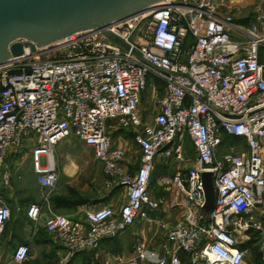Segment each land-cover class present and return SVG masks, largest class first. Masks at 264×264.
Wrapping results in <instances>:
<instances>
[{
    "label": "built area",
    "instance_id": "built-area-1",
    "mask_svg": "<svg viewBox=\"0 0 264 264\" xmlns=\"http://www.w3.org/2000/svg\"><path fill=\"white\" fill-rule=\"evenodd\" d=\"M106 30L126 47L89 30L34 53L24 48L0 65V175L7 153L28 147L38 183L54 188V150L73 136L102 164L108 184L126 189L127 202L118 214L102 207L86 211L83 220L48 217L46 231L66 250L59 263L66 264L159 208L162 202L150 197L156 161L173 157L184 163L188 138L195 159L160 184L175 190L172 206L181 211L173 223L156 222L168 248L160 254L138 244L121 264H183L180 253L186 264H247L241 247L260 229L264 215V11L243 26L220 11L219 0H166ZM156 85L163 94L146 124L140 104L147 88L155 91ZM117 127L133 130L141 152L133 176L120 166L126 150L113 147L108 135ZM206 172L213 174L216 194L209 215L203 212ZM10 180L11 174L3 173L4 187ZM40 214L38 204L26 210L32 222ZM10 217L0 197V237ZM29 254L20 245L13 259L21 264Z\"/></svg>",
    "mask_w": 264,
    "mask_h": 264
},
{
    "label": "crops",
    "instance_id": "crops-1",
    "mask_svg": "<svg viewBox=\"0 0 264 264\" xmlns=\"http://www.w3.org/2000/svg\"><path fill=\"white\" fill-rule=\"evenodd\" d=\"M253 19L254 16L252 17V20ZM156 87H159V85H156ZM111 124H114V122L109 121L108 125ZM117 130H118L117 128L109 130L108 135L112 140L113 147L122 148L126 150L125 159L121 162L120 166L122 167L124 173L133 176L135 175L136 171L140 166L141 152L138 146L133 141V132H132V137L129 136L127 137L123 133H117ZM62 142H60L56 146L58 150L57 159L59 161L63 158L64 159L68 158L74 160L75 165L76 164L89 165L88 160L83 155L67 154V156L62 157L59 149L62 146ZM237 143L241 145L239 151L241 153H245L246 148L243 142L238 140ZM187 144L192 146L190 140L188 138H185L183 144L185 159L188 157L185 151ZM88 150L90 151V153L89 151H86V153H88V159L94 161L95 159L93 157L92 151L90 149ZM193 152L195 159L194 148H193ZM11 154L12 152L10 151L7 153V155H11ZM131 154L136 155V157L138 156L139 165L135 166L131 163L132 161V156H130ZM160 159L166 160V158L159 157L156 161V164ZM190 165L191 163L187 166L185 165V167L182 165L183 167L180 168L186 169ZM10 174L12 176L11 172ZM84 174H78L76 170L71 172V174L67 173L68 177L73 181L74 184L78 183V181H82L84 179L83 178ZM103 179H104L103 183L105 186L103 192L98 191L95 194L91 192L93 194L88 195L87 196L88 200L81 204L80 203L73 204L72 202L66 204L64 201H62L67 197L65 192L55 189V186L54 188L42 187L37 181V176H35L36 183L39 185V187H41L42 195L41 196L39 195L37 199L29 203L23 214L13 219L11 214V217L6 225V228L2 236L0 237V264H18L14 261L13 255L15 250L20 245L27 246L30 252L27 260L21 264H59L65 258L67 253L66 250L60 245V243L46 231L45 223L50 215L64 214L73 219L83 220L84 215L88 210L99 209L102 207H110L114 211V213L118 214L121 208L126 204L127 202L126 189L119 184L109 185L104 175V172H103ZM11 182L12 180H10V186L5 188H7V191L8 193H10L9 195L11 197H14V195L16 197L20 193H22V190H20V187L17 185L14 191ZM0 197L4 203H7L9 205L12 212V206L14 203L12 198L6 199L4 196L1 195ZM173 200L174 199L170 200L169 202L166 201L165 203L162 202L156 211L147 212V215L145 217L138 218L135 225L125 232L130 234L128 236V241H130L132 244L131 247L132 250H134V247L136 245L144 244L150 250L159 252L160 254L165 253V249L168 248V244L165 241V236L163 232L157 228L156 222L158 220H165L169 223H173L180 218L181 211L179 208L172 206ZM31 204H38L41 207V214L37 222L30 221L26 216V210ZM262 217L264 219V215ZM123 234H120L114 239L103 241L99 249L97 250L77 253L73 255L66 264H121L128 262L132 257L127 258L126 256L122 255V250L126 247V245L123 244L124 241L126 240L122 236ZM120 240H122L123 242L121 243ZM256 244H260L259 239L256 242ZM253 245H255V243H253ZM241 248L246 250L247 252L246 254L247 264H264V254L262 255L260 248H259V254L255 255L253 258H249V253H248L249 248L247 247L246 244L243 245ZM179 257L183 262V264H186L187 256L184 253H180Z\"/></svg>",
    "mask_w": 264,
    "mask_h": 264
},
{
    "label": "rangeland",
    "instance_id": "rangeland-1",
    "mask_svg": "<svg viewBox=\"0 0 264 264\" xmlns=\"http://www.w3.org/2000/svg\"><path fill=\"white\" fill-rule=\"evenodd\" d=\"M219 9L224 15H230L238 23L248 26L252 20V17L255 16L258 11H264V0H219ZM233 38H235L234 35ZM260 59L264 63V45L260 47ZM161 95L162 90L159 87H156L155 91H153L151 87H148L144 92L139 108L144 123H152L153 117L156 114L155 99ZM117 129V133H123L127 137H132L133 130L131 128L117 127ZM59 149L62 157L67 156V154L83 155L89 162V165H75V161L72 159L63 158L59 161L57 159L58 150L57 148L54 150L53 156L58 172V181L55 185V189L65 192L67 196L62 201H64L66 204L71 202L73 204H76L77 202L81 204L88 200V195L93 193L95 194L98 191H104L105 186L103 183V166L96 160L91 161L88 159V153H86V151L89 150L86 147L77 141L75 137L70 136L67 140L62 142V146ZM185 151L188 159L186 158L185 162L182 164L176 162L173 157L166 158V160L160 159L157 162L150 185V197L153 200L165 203L166 201L169 202L170 200H175L177 198L175 190H165L163 187H160V184L163 179L171 177L175 169L183 166L185 167V165L187 166L193 161V147L187 144ZM10 152H12V154L6 156L1 173L3 175V173L6 171H9V173L11 172V185L13 186L14 191L15 187L18 185L20 190H22V193L16 197L15 195L14 197H11L9 195L10 193L7 191V188L3 186L1 181L2 175H0V195L4 196L6 199L12 198L14 202L11 212L13 219L23 214L27 205L37 199L39 195L41 196L42 192L41 187H39L35 181L36 175L33 171L30 149L28 147H24L21 150ZM130 156H132L131 163L135 166L139 165L138 156L136 157L134 154H131ZM74 170H76L78 174L85 173L83 177L84 179L82 181H78L76 184H74L67 175V173L71 174V172ZM71 193H73V196H71ZM258 223L260 229L252 231L251 239L246 243L247 247L249 248V258H253L255 255H258L259 248L262 252V255L264 254L263 246H261L262 242L260 241L261 239L264 240V219L259 218ZM129 235V233L122 235L124 239H126L123 243L126 245V247L122 250V255L126 256L127 258L133 256V250L131 249L132 244L130 241H128ZM258 239L260 244H256ZM122 240H120L121 243L123 242ZM253 243H255V245H253Z\"/></svg>",
    "mask_w": 264,
    "mask_h": 264
},
{
    "label": "water",
    "instance_id": "water-1",
    "mask_svg": "<svg viewBox=\"0 0 264 264\" xmlns=\"http://www.w3.org/2000/svg\"><path fill=\"white\" fill-rule=\"evenodd\" d=\"M166 0H0V65L22 55L24 48L51 46L83 31H99L113 42L126 45L107 28L143 14ZM20 41H23L22 43ZM204 215L215 208L213 174L201 175Z\"/></svg>",
    "mask_w": 264,
    "mask_h": 264
},
{
    "label": "trees",
    "instance_id": "trees-1",
    "mask_svg": "<svg viewBox=\"0 0 264 264\" xmlns=\"http://www.w3.org/2000/svg\"><path fill=\"white\" fill-rule=\"evenodd\" d=\"M71 194H72L71 196H73V193H71ZM77 203H78V202H77ZM77 203H76V204H77Z\"/></svg>",
    "mask_w": 264,
    "mask_h": 264
},
{
    "label": "bare ground",
    "instance_id": "bare-ground-1",
    "mask_svg": "<svg viewBox=\"0 0 264 264\" xmlns=\"http://www.w3.org/2000/svg\"><path fill=\"white\" fill-rule=\"evenodd\" d=\"M166 181V179H164Z\"/></svg>",
    "mask_w": 264,
    "mask_h": 264
}]
</instances>
